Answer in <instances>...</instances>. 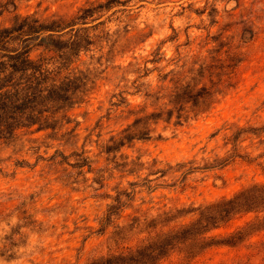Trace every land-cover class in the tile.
Segmentation results:
<instances>
[{
	"label": "rangeland",
	"instance_id": "obj_1",
	"mask_svg": "<svg viewBox=\"0 0 264 264\" xmlns=\"http://www.w3.org/2000/svg\"><path fill=\"white\" fill-rule=\"evenodd\" d=\"M230 2L137 0L134 12L124 21L119 17L116 20L123 24L124 45L118 51L115 45L110 48L112 63L100 77L91 79L84 102L64 112L69 123L60 122L64 128L51 135L49 131L31 134L34 127L18 131L17 137L23 143L14 152L17 159L7 168H0V222L7 224L13 215L18 221L0 239V256L6 264H105V260L97 259L107 254L114 229L110 226L98 232L97 222L120 190L134 193L132 201L122 200L126 208L122 209L123 216L146 210L191 212L239 198L227 209L224 222L209 234L217 244L202 250L190 264H264V213H256L264 210V205L242 200L257 190L264 193V132L251 134L264 129V0H236L231 9L217 6ZM83 7L77 0H0V28L10 26L17 16L68 20ZM162 7L164 15L157 11ZM93 51L94 45L79 60L84 56L93 59ZM40 53L38 49L33 56ZM95 59L100 62L99 57ZM124 64L127 68L121 73L122 81L128 75H137L138 80L147 81L144 87L152 89L161 85L175 88L194 66L200 68L186 103L168 109L166 116L150 107L141 108V113L150 118L141 135L137 133L145 128L143 123L137 129L131 125L122 129L127 139L117 149L120 160L110 151L111 143L84 156L87 160L77 176L83 177L86 188L65 182L66 157L60 163L54 159L55 153L37 155L30 163V157L36 155L32 144L51 147L60 137L70 135L74 141L83 138L79 148L85 152L93 135L98 145L106 126L121 123L119 115L114 118L112 113V109L121 107L113 104V98L119 95L125 104L139 98L125 89L109 95L112 77ZM132 84L136 92L141 91L137 80ZM106 103L105 117L97 118ZM134 111L130 108L129 116ZM143 119L141 115L133 124ZM236 135L240 137L234 142ZM118 139V135L108 137L110 142ZM60 155L63 157L62 151ZM145 157L148 159L142 163ZM219 160H226L223 167H215ZM188 168L192 171L186 175ZM85 170L92 176L91 183ZM157 170H162L164 176L149 177L153 180L150 191L143 179ZM129 183L137 186L130 187ZM192 219L190 213L185 223ZM252 223L240 243L220 244ZM181 257L175 252L159 264H177Z\"/></svg>",
	"mask_w": 264,
	"mask_h": 264
},
{
	"label": "clouds",
	"instance_id": "obj_2",
	"mask_svg": "<svg viewBox=\"0 0 264 264\" xmlns=\"http://www.w3.org/2000/svg\"><path fill=\"white\" fill-rule=\"evenodd\" d=\"M29 2L31 3L32 0H29ZM47 2L50 3L51 0H47ZM77 2L84 6L77 16L68 20L51 18L55 20L54 27L58 26L56 31L59 34H68L64 36L66 41L69 36H74V39L68 43L69 47H67L60 63L54 62L46 65L44 72L47 79L41 77L37 81L31 82V86H29L23 80L18 82L16 79L13 81V77L8 74H0V97L6 95L10 98V100H6L7 107L0 109V168H7L10 163L17 159L14 152L20 148L23 141L15 135V129L39 122L43 113L62 112L73 102L78 103L79 97L89 91L91 79L100 77L101 72L112 63L110 48L115 45L118 51L125 43L126 37L123 32V24L116 23V20L119 17L121 21H124L125 16L134 12L133 4H136L137 0H129L128 3H125L124 0H77ZM235 3L236 0H231L227 5L218 3L217 6L231 9L235 6ZM53 11H55V8H53ZM157 11L164 15L163 7L157 9ZM121 13H124V15H121ZM36 36L37 40L45 39L51 36V31H44L43 36L37 33ZM27 38L22 37V39ZM90 41L94 44V51L91 53L93 59L89 60L87 56H84L82 60L77 59V53L83 55L82 50L89 47ZM15 45L10 44L9 48L15 47ZM17 50H22V46ZM168 55L170 56L171 53L169 52ZM95 57L100 58L99 63H97ZM133 66H137L136 61H133ZM148 67L153 66L148 65ZM126 68L127 65L124 64L121 70L113 75V86L109 90V95L125 89L139 98L133 104H125L119 95L113 98V104L121 105V107L119 110L112 109V113L114 118L119 115L121 123L112 127L106 126L103 138L98 145L94 143L95 136L93 135L92 139L88 141L85 152H82L79 148V143L82 142L83 138L81 137L80 141H74L70 135L60 137L59 142L51 144V147L40 143L32 144L31 150L36 155H32L29 162L34 161L37 155L53 156V153H55L54 159L60 163H63V158L66 157L68 164H71L72 167L64 164V167L68 168V173H65L67 177L65 182L74 187L86 188L87 185L83 184V177L77 176V171L83 168L84 156H90L94 151L103 150L106 145L111 143L110 151L113 152L116 160H120L121 153L117 149L119 144L127 139L122 129L129 125L133 129H137L139 124L143 123L145 128H139L137 133V135H141L146 130L147 122L150 119L147 113H141V108L150 107L152 111L160 112L166 116L168 109H178L181 104L186 103L190 99L189 94L198 79L197 70L200 66H194L190 74L180 81L179 86L173 88L172 85H161L159 89L144 87L147 81L138 80L137 75H128L127 79L122 81L121 73ZM85 69H90V71H85ZM132 70L128 69V71ZM29 73L31 74V70H29ZM104 74L107 75L108 73ZM37 76L39 77V73ZM133 80H137V83L141 86L140 92H136V86L132 84ZM117 84L119 87L115 86ZM145 93L151 95L146 97ZM19 105H26L22 112L17 107ZM130 108L135 110L131 116H129ZM107 110L108 105L106 103L105 109L100 111L97 118H104ZM141 115L144 119L138 121L137 124H133V121H137ZM76 119H80V117L76 116ZM44 124L46 127L57 126L56 121L51 124L44 121ZM117 135L119 136L117 141L110 142L108 140L109 136ZM61 151L63 157L60 155ZM133 159H135V156H133ZM147 159L145 157L141 162H146ZM209 162L211 163V161ZM85 175L88 176V183H91L92 176L86 170ZM216 183L219 184L220 181L217 180ZM94 187L98 188L99 186ZM112 195L115 196L116 193L112 192ZM17 223L15 215L11 217L7 224L0 222V239ZM0 248H3L2 244H0ZM4 254L7 255L8 252L5 251ZM0 264H6L3 256H0ZM8 264H16V261H9Z\"/></svg>",
	"mask_w": 264,
	"mask_h": 264
},
{
	"label": "trees",
	"instance_id": "obj_3",
	"mask_svg": "<svg viewBox=\"0 0 264 264\" xmlns=\"http://www.w3.org/2000/svg\"><path fill=\"white\" fill-rule=\"evenodd\" d=\"M82 10V9H81ZM78 11L76 16L81 12ZM38 25V27H37ZM55 20H40L34 15L17 16L8 27L0 28V74L13 77V81L17 79L25 81L31 86V82L37 81L45 76L46 65L52 63H60L64 53L69 47L74 36H69L68 40L64 39L67 33L63 35L56 31ZM43 30V31H42ZM44 31H51V36L45 39L37 40L36 34L44 35ZM62 31V30H61ZM22 37H28L22 39ZM75 43V42H73ZM10 44H16L15 47L9 48ZM94 44L90 41L89 47L83 49L82 52H88L89 48ZM22 46V50L17 49ZM41 49L38 56H33V52ZM81 53H77V59ZM75 62V61H74ZM31 70V74L29 73ZM39 73V77L37 74ZM86 92L79 97L78 103L73 102L61 112L43 113L39 122L28 126H20L15 129V135L22 129H31V134L39 132H50L55 134L64 128L63 123L68 124V116L64 112L72 109L73 106L82 104L86 97ZM6 100L10 98L0 97V109L7 107ZM22 112L26 105L17 106ZM60 115V116H59ZM66 118V119H64ZM44 121L51 124L57 122L56 127H46ZM264 132L263 128L256 130L252 135ZM245 133V132H243ZM240 136L234 137V142H237ZM45 138H50L49 134H45ZM87 158H84L86 162ZM226 160H219L215 167H223ZM124 167H127V164ZM192 168H188L184 174H189ZM130 174L134 171H128ZM164 176L162 170L149 173L147 179H143L144 185L148 190H152L153 180H149L150 176ZM156 180V179H155ZM130 187H136L137 183H129ZM257 193V194H256ZM253 195L244 197L243 201L258 202L264 205V194L261 190H257ZM133 191L120 190L113 200V203L108 206L104 215L98 220L100 229L98 232H104L110 226L114 229L109 238L110 245L107 246V254L102 256L98 261L105 260V264H111L112 260L115 264H159L170 257V254L175 252L182 255L177 264H190V262L204 249L216 245L214 236H210V232L219 227L220 223L224 222V218L228 215V208L236 205L239 198L221 200L216 205L191 212H184L178 209H164L151 213L146 211H138L133 214L123 216L125 201H132L131 195ZM242 196V195H241ZM238 208L241 204L237 205ZM123 209V210H122ZM220 211V212H219ZM247 211V210H246ZM192 213L194 219L189 223H185L187 216ZM256 213H264L256 211ZM216 214V215H215ZM120 219H122L120 221ZM264 220V217H262ZM120 221V222H119ZM259 221L257 219L255 222ZM227 222V221H226ZM253 226V223L246 225L238 231L230 234L220 244L225 246H235L242 241V236Z\"/></svg>",
	"mask_w": 264,
	"mask_h": 264
}]
</instances>
